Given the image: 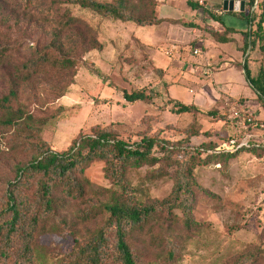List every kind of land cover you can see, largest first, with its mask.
<instances>
[{
    "label": "rangeland",
    "instance_id": "1",
    "mask_svg": "<svg viewBox=\"0 0 264 264\" xmlns=\"http://www.w3.org/2000/svg\"><path fill=\"white\" fill-rule=\"evenodd\" d=\"M223 1L153 0L147 10H152L154 16L165 14L169 7L178 18L174 24L168 22L165 29L113 20L66 0H37L28 5L24 0H0V97L14 89L12 108H20L33 118L29 124L0 125V208L16 166L36 155L37 138L51 151L62 152L78 134L92 133L91 126L112 123L124 139L135 141L142 133L140 118L149 113L156 117L150 125L162 129L161 137L183 139L189 131L191 146L209 142L224 148L228 137L257 143L262 136L260 127H250L245 122L248 117L264 122V106L257 95L246 99L222 97L216 93L209 74L216 68L212 61L217 41L213 33H218L210 24L225 27L220 19ZM226 12L230 18L224 17V21H241L243 27L234 25L235 28H229L231 32L217 35L233 36H226V47L242 45L237 48V60L246 59L251 74L256 76L259 68L264 70L258 42L244 49L238 41L243 33L257 31L259 11L255 6L249 9L245 3L241 12ZM63 14L91 27L101 49L83 52L76 36L71 42L64 36L58 48H49ZM198 19L206 24L196 29L181 24ZM261 27L264 35V22ZM149 31L158 36L161 44L184 54L177 64L179 72L184 71L176 85L166 87L161 75L152 68L145 45L134 37ZM38 53H46L49 60L27 78L23 65ZM63 57H69L71 65L56 62ZM187 61L201 69L197 73L189 67L182 69ZM141 88L147 91L150 102L123 100V92ZM191 98L197 112H173L172 99L186 103ZM207 111L217 115L209 116ZM156 168L157 165H141L125 171L127 181L135 188L136 200L142 204L161 200L171 190L172 168L168 167L167 174L161 176L151 174ZM193 174L201 187L194 195L191 209L196 229L186 231L178 223L156 221L138 233L132 243L138 255L137 264H234L243 257H256L253 264H264V151L220 157L196 166ZM81 177L86 195L80 202L68 203L67 212L72 229L84 236L100 227L104 216L81 220L76 212L82 213L105 200L115 186L105 177L104 163L99 160L90 162ZM172 239L175 253L171 258L166 241ZM72 244V236L66 230L45 231L36 240L35 263L59 264Z\"/></svg>",
    "mask_w": 264,
    "mask_h": 264
},
{
    "label": "trees",
    "instance_id": "2",
    "mask_svg": "<svg viewBox=\"0 0 264 264\" xmlns=\"http://www.w3.org/2000/svg\"><path fill=\"white\" fill-rule=\"evenodd\" d=\"M37 0H24L26 5ZM250 9L255 6L259 11L257 31L242 34L243 47L252 48L258 42L259 51L264 56V0H243ZM68 4L88 9L98 15L109 17L136 26L155 25L162 21L147 10L153 0H66ZM197 5H192L196 8ZM248 19V16H247ZM59 31L52 36L49 48H58L61 39L71 42L75 38L83 52L101 49L94 30L81 20L63 14ZM195 28L196 25L190 24ZM224 32H231L225 28ZM69 33V35H65ZM215 40L225 42L213 33ZM219 38H218V37ZM253 36V37H252ZM76 44V42H75ZM2 53L0 52V58ZM49 60L46 53H38L30 62L23 65L24 74L32 76L43 62ZM56 62L61 66L71 65L69 57ZM241 69L246 82L264 106V70L259 68L252 76L248 62L243 59ZM16 96L14 89L7 96L0 97V125L19 126L29 124L33 118L20 108L13 109L11 100ZM127 103H148L151 98L144 89H133L122 93ZM176 114L194 113L198 109L193 104H184L171 100ZM207 115H217L207 111ZM156 117L145 113L140 118L142 133L139 139H124L112 123L102 126L93 125L90 134H78L71 140L67 150L51 151L44 141L36 139V155L27 162L17 165L15 176L7 182L0 208V264H36V240L45 231L56 233L66 230L72 236V247L60 259L59 264H137L138 255L132 247L137 234L146 227H152L156 221L164 219L178 223L186 231L196 229L191 209L195 193L201 191L193 170L196 166L207 165L220 157H232L240 152L264 151V143H249L232 150L218 149L214 143H201L191 146L188 142L192 133L187 131L183 139L171 140L161 137V128H152L150 122ZM245 122L250 127H260L264 137V122L249 117ZM194 134V133H193ZM235 137H228L227 141ZM238 142V141H237ZM95 160L104 163L105 177L116 187L108 191L105 200L91 206L84 212H76L81 220L104 216L100 227L84 236L72 229L73 222L67 212L70 202H80L86 195L82 181V172ZM141 165L156 166L151 174H167L172 168V187L161 200L142 204L135 198V188L125 176L127 168ZM165 167V169H164ZM48 222V224H47ZM168 257L175 253L174 239L166 241ZM38 254V253H37ZM256 260L243 257L234 264H253Z\"/></svg>",
    "mask_w": 264,
    "mask_h": 264
},
{
    "label": "crops",
    "instance_id": "3",
    "mask_svg": "<svg viewBox=\"0 0 264 264\" xmlns=\"http://www.w3.org/2000/svg\"><path fill=\"white\" fill-rule=\"evenodd\" d=\"M192 12H195V10H193ZM225 13L228 12L226 11L220 12L221 14L220 19L224 22L225 27L216 28L217 27L216 25L210 24L216 29L218 33H220V34L217 33L220 36H221V32H224L225 28L228 29L235 28L234 25H236L238 28L243 27V23L241 21H238V23L236 24H234V22L231 19L224 21L223 19L224 17L230 18V15L229 14L226 15ZM157 18L162 19V21L155 25H146V26H154L155 28H158V26H165L166 29L167 26L166 24H168V22H172L174 24V22H177L176 20L178 19L176 17V14L169 7L165 12V14L163 15L160 14L157 16ZM189 23L196 25L195 28L191 27L192 29L198 28L199 25L206 24V23H202L201 20L199 19L193 20V22L191 21L181 22L183 26H187V27ZM152 33H153L152 31L144 32L139 35L135 34L134 37L139 41L140 44L145 45L149 53L148 58L152 62L151 63L152 68L158 74L161 75L160 76L161 81H163L167 85L166 87H169L170 85H176L181 77V73L184 71L182 70L179 72L177 68V64L179 62L180 56L184 54L179 53L177 50L173 49L168 44H161L158 36H153L154 33L153 34ZM226 36L230 39L233 37L230 36V34L225 35V37ZM240 39L241 40H239L238 42L243 43L242 36H240ZM215 42H216V44L214 45L215 53L213 55L212 61L216 62V68L214 71L210 72L209 74L211 76L212 85L216 89V93L222 97H229L231 99H236L238 97H243L246 99L249 98L251 94H255L253 89L250 87V85L246 82L244 78V74L241 69V64L243 61L237 60L239 54L237 48L241 47L242 45L238 44L235 47H230V46L226 47L227 43H223L219 41H215ZM225 58L228 60H226ZM189 63L190 61L183 63L182 69H184L185 67H189L193 73H195L197 69H201V67ZM184 104L194 105L192 98L190 102L186 101V103L184 102Z\"/></svg>",
    "mask_w": 264,
    "mask_h": 264
},
{
    "label": "built area",
    "instance_id": "4",
    "mask_svg": "<svg viewBox=\"0 0 264 264\" xmlns=\"http://www.w3.org/2000/svg\"><path fill=\"white\" fill-rule=\"evenodd\" d=\"M256 142L257 143H264V137L261 136L260 139H258V141H256ZM249 143H250V141L247 138H243V139L239 140L238 142L235 141V139H230L225 144L226 147H224V148L222 147V148H218V149L232 150V149L238 148V147L243 146V145L247 146Z\"/></svg>",
    "mask_w": 264,
    "mask_h": 264
},
{
    "label": "water",
    "instance_id": "5",
    "mask_svg": "<svg viewBox=\"0 0 264 264\" xmlns=\"http://www.w3.org/2000/svg\"><path fill=\"white\" fill-rule=\"evenodd\" d=\"M223 11H243L244 1L239 0H224L222 4Z\"/></svg>",
    "mask_w": 264,
    "mask_h": 264
}]
</instances>
